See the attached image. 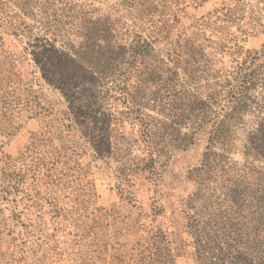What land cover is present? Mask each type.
Wrapping results in <instances>:
<instances>
[{"label":"rangeland","instance_id":"rangeland-1","mask_svg":"<svg viewBox=\"0 0 264 264\" xmlns=\"http://www.w3.org/2000/svg\"><path fill=\"white\" fill-rule=\"evenodd\" d=\"M129 1L0 0V264H202L198 182L223 198L264 132V0H174L141 67L164 81L137 114L120 88L134 91L136 61L95 81L115 56L88 38L132 31Z\"/></svg>","mask_w":264,"mask_h":264},{"label":"trees","instance_id":"trees-1","mask_svg":"<svg viewBox=\"0 0 264 264\" xmlns=\"http://www.w3.org/2000/svg\"><path fill=\"white\" fill-rule=\"evenodd\" d=\"M172 2L174 0H130L126 4V9H132L127 12V17L134 27L132 31L128 30L132 26L124 30L122 26L117 28L108 21L106 25L89 29L92 35L88 38L97 40L101 54L107 57L115 56L114 65L109 67L108 72L102 77L93 78L95 81L106 80L117 72L123 75L125 68L123 69L119 62H123L128 57H132L137 63L134 91L130 93L126 86L120 87L124 100H128L129 104L132 103L128 112L137 114L141 105L152 100L151 89L157 83L164 81L159 69L149 67L148 72H144L141 67L145 58L152 53V45L159 42L161 32L167 28L157 25H169L168 19L165 20L163 17ZM158 6L162 9H157ZM109 19L110 17L107 16L104 20ZM115 22L117 23L118 19ZM132 32L134 35H131ZM131 37H133L132 41H130ZM155 58L153 63L157 59ZM157 61L156 63L161 62ZM83 82L84 79L80 75L67 77V93L72 85L80 88ZM174 82H178L176 78ZM95 87L98 86L94 82L87 86L89 89ZM142 122L147 137V133L151 130L150 123L144 120ZM108 128V125H99L98 122L94 124V129L97 131L95 136H99L95 142L100 144L101 140L108 141ZM114 130H117L119 135H124L121 125ZM92 148L102 153L97 149L98 145ZM241 155L242 162L233 176L235 183L224 193L223 198L220 195L215 196V191H212L208 194L211 196L210 200L204 191L206 180L198 182L200 187L196 194L200 204L193 209L200 220L192 221V233L195 252L202 264H264V168L256 164L259 156H264L263 130L260 131L256 127L255 132L246 139V143L242 144ZM211 180L215 178L211 177L207 182Z\"/></svg>","mask_w":264,"mask_h":264}]
</instances>
